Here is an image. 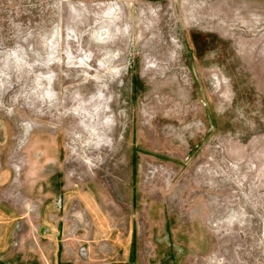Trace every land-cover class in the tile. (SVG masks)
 Here are the masks:
<instances>
[{
    "label": "rangeland",
    "instance_id": "374dc122",
    "mask_svg": "<svg viewBox=\"0 0 264 264\" xmlns=\"http://www.w3.org/2000/svg\"><path fill=\"white\" fill-rule=\"evenodd\" d=\"M109 3L120 18L97 41ZM57 24L78 39H61L60 62L36 69L55 73V101L30 94L32 76L0 89V170L13 171L0 204L17 211L20 231L38 226L48 192L27 186L25 151L38 158L42 149L54 163L30 184L60 169L69 231L77 211L91 227L82 198L136 228L141 264H264V0H0V49L16 42L44 56L40 37ZM85 54L88 66L79 65ZM101 84L111 143L85 147L89 121L73 109Z\"/></svg>",
    "mask_w": 264,
    "mask_h": 264
},
{
    "label": "crops",
    "instance_id": "0c3cea01",
    "mask_svg": "<svg viewBox=\"0 0 264 264\" xmlns=\"http://www.w3.org/2000/svg\"><path fill=\"white\" fill-rule=\"evenodd\" d=\"M35 151H25L27 186L29 190L31 187L33 189L29 193L48 190L37 214H34L38 226H23L20 231L21 226L17 227L20 221L17 211L10 205L0 204V264H141L136 228L131 227V224L119 228V221L115 222L114 217L109 215H98L99 211L94 213L92 206L89 207L82 198L80 205L87 207L91 227H83V211H77L80 217L76 218V232L69 231L72 215L67 207L71 197L64 196L68 193L60 169L48 178L34 179L33 184H30L37 169L41 171L54 163L46 151L41 149L38 158ZM2 168L0 184L9 183L12 180V168L7 165ZM53 182L55 186L46 189ZM29 219L30 216L24 222L30 223Z\"/></svg>",
    "mask_w": 264,
    "mask_h": 264
},
{
    "label": "clouds",
    "instance_id": "9594fccd",
    "mask_svg": "<svg viewBox=\"0 0 264 264\" xmlns=\"http://www.w3.org/2000/svg\"><path fill=\"white\" fill-rule=\"evenodd\" d=\"M75 12V9L73 8ZM120 7L118 4L109 3L102 16L105 18L106 26H101L99 29L92 33L93 39L97 41H105L112 37L109 31V27L120 18ZM13 27L19 29V25L13 24ZM32 35L29 31L27 36L23 37V40L27 42L28 38ZM19 36V32H13V40ZM61 39H78L76 33L72 30L68 31L66 37H62L61 28L59 24L54 26L51 36L43 35L40 37L43 47L47 50L44 56L41 55L39 51H35L32 45H29L26 49L20 43L14 42L11 46L0 49V89L7 90L11 87L12 77L16 76L19 80L22 75L32 76V84L30 94L34 96L37 100L43 102L47 101L50 104L56 99L57 93L52 88V80L55 73L50 69L47 73L42 71H37V68H48L54 62H60V41ZM31 53L35 59H32L29 55ZM67 63L72 64L75 58L72 56L71 52H67ZM90 59V54H85L79 58V65H87V61ZM100 66L106 69V72L116 73V68H109L104 61H100ZM87 75V73L85 74ZM93 79L100 81L102 76L97 75L92 77ZM44 81H47L45 84ZM106 84H101L97 89V92L91 96L87 101L80 100L77 106L73 109L78 115H80L84 120L89 121L84 124L87 131V138L84 139L83 144L85 147L92 146L94 148H100L101 145H107L111 143L110 138L107 136V131L111 130V126L115 123L113 116L111 114L105 115L109 112V101L111 96H105L102 88H106ZM20 95H29L28 92L22 91L17 96L13 97V101L19 98ZM79 99V97H77ZM86 105L88 107H86ZM9 112L12 111L11 108L8 109Z\"/></svg>",
    "mask_w": 264,
    "mask_h": 264
},
{
    "label": "bare ground",
    "instance_id": "6f19581e",
    "mask_svg": "<svg viewBox=\"0 0 264 264\" xmlns=\"http://www.w3.org/2000/svg\"><path fill=\"white\" fill-rule=\"evenodd\" d=\"M140 228V227H139Z\"/></svg>",
    "mask_w": 264,
    "mask_h": 264
}]
</instances>
